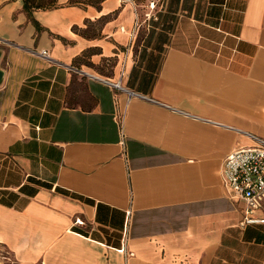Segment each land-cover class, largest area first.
Here are the masks:
<instances>
[{
	"label": "crops",
	"instance_id": "1",
	"mask_svg": "<svg viewBox=\"0 0 264 264\" xmlns=\"http://www.w3.org/2000/svg\"><path fill=\"white\" fill-rule=\"evenodd\" d=\"M0 52V264H264L221 177L264 137V0H0Z\"/></svg>",
	"mask_w": 264,
	"mask_h": 264
},
{
	"label": "built area",
	"instance_id": "2",
	"mask_svg": "<svg viewBox=\"0 0 264 264\" xmlns=\"http://www.w3.org/2000/svg\"><path fill=\"white\" fill-rule=\"evenodd\" d=\"M40 54L49 57L46 50ZM105 83L113 89H123L120 80H105ZM249 137L250 145H237L225 156L221 177L229 197L242 205L241 224H264V137ZM74 223L81 225L83 221L77 218Z\"/></svg>",
	"mask_w": 264,
	"mask_h": 264
},
{
	"label": "rangeland",
	"instance_id": "3",
	"mask_svg": "<svg viewBox=\"0 0 264 264\" xmlns=\"http://www.w3.org/2000/svg\"><path fill=\"white\" fill-rule=\"evenodd\" d=\"M134 2H136V3H138V4H146V3H149V2H158V1H160V0H133ZM142 16H144V17H147V15L146 14H143ZM0 256H4V257H9L7 254H6V252L5 251H3V250H1L0 251ZM7 264H10V261H9V259H8V261H7Z\"/></svg>",
	"mask_w": 264,
	"mask_h": 264
},
{
	"label": "water",
	"instance_id": "4",
	"mask_svg": "<svg viewBox=\"0 0 264 264\" xmlns=\"http://www.w3.org/2000/svg\"><path fill=\"white\" fill-rule=\"evenodd\" d=\"M0 55H1V52H0ZM3 76H4V71L0 68V83L3 79Z\"/></svg>",
	"mask_w": 264,
	"mask_h": 264
}]
</instances>
